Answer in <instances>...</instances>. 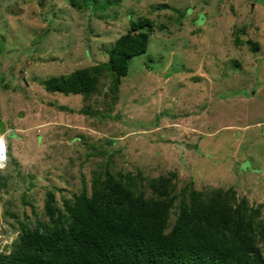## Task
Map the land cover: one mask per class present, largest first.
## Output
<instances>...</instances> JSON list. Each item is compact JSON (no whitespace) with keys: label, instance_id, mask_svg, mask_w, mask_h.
<instances>
[{"label":"rangeland","instance_id":"obj_1","mask_svg":"<svg viewBox=\"0 0 264 264\" xmlns=\"http://www.w3.org/2000/svg\"><path fill=\"white\" fill-rule=\"evenodd\" d=\"M141 18L147 50L117 88L100 68L87 104L45 90L51 76L107 60L96 47ZM60 100L78 104L63 111ZM0 119L21 129L5 136L1 254L23 225H52L47 203L62 210L110 174L173 172L176 208L185 185L231 189L258 208L264 256V0H0Z\"/></svg>","mask_w":264,"mask_h":264},{"label":"trees","instance_id":"obj_2","mask_svg":"<svg viewBox=\"0 0 264 264\" xmlns=\"http://www.w3.org/2000/svg\"><path fill=\"white\" fill-rule=\"evenodd\" d=\"M149 24L146 18L130 20L128 31L106 49L107 60L51 76L44 87L89 95L104 68L117 88L131 58L146 52ZM173 176L110 174L94 184L90 196L83 193L62 210L47 203L52 225H23L9 253H0V264H264L256 239L258 208L244 197L236 201L231 189L199 191L189 185L181 189L176 208Z\"/></svg>","mask_w":264,"mask_h":264},{"label":"crops","instance_id":"obj_3","mask_svg":"<svg viewBox=\"0 0 264 264\" xmlns=\"http://www.w3.org/2000/svg\"><path fill=\"white\" fill-rule=\"evenodd\" d=\"M82 38H84V40H83V42H82V39H81V41H80V44H81V46H80V49H82V47H83V45L85 44V39H86V36H82ZM90 43V42H89ZM90 46V45H89ZM95 47V46H94ZM90 48H91V46H90ZM97 49H98V51H101V50H106L108 47L106 46H104V45H102V46H98V47H96ZM95 48V49H96ZM95 49H94V51H95ZM92 49H91V51H90V53H93L94 52ZM95 53V52H94ZM79 61H81V60H79ZM99 62H104V61H99ZM98 62V60H93V57H92V60H90L88 63H86V65L85 66H83V67H77L76 69H78V68H84V67H89V66H92V65H95V64H97V63H99ZM76 69H74V70H76ZM74 70H72V71H74ZM71 71V72H72ZM70 72V73H71ZM70 73H66V74H62V76H68ZM54 76H60V75H54ZM45 90L46 91H48V92H58V93H60V94H63V95H72L73 97H75V96H77L76 98H77V100L79 101H81V102H84V104H87V103H89V97L91 96V94H89V95H85V94H81V93H76V94H73V93H63V92H59V91H49V90H47L46 88H45ZM199 99H201V98H199ZM78 101H77V103H76V105L78 104ZM226 101L227 102H229L228 101V99H226ZM60 103L62 104V106H65L66 107V109H64L63 111H67V110H70L69 112H71V110H72V108H69L68 106H70V105H68V104H66V103H64V102H62V100H60ZM219 104L217 105V107H219V105L220 106H223L224 104H223V102H222V99H221V101L220 102H218ZM68 105V106H67ZM76 105H74V106H76ZM74 106H70V107H74ZM82 106V108H83V106L84 105H81ZM82 108H80V109H78V110H81ZM218 111H220V110H218ZM73 112V111H72ZM190 118L192 119V114L189 116V120H190ZM199 118H197V117H195V118H193V120H198ZM2 120V119H1ZM3 121V120H2ZM4 122V121H3ZM4 124H5V136L7 135V134H9L10 132H17L18 133V131L19 130H21V129H18V126L19 125H14L13 123H11L10 125H8V123H6V121L4 122ZM197 129H201V127H197ZM19 144V142L18 141H12L11 142V145H10V147H11V150H12V147H14V146H16V144ZM197 144V143H196ZM196 144H192V143H188V142H186L185 143V148L187 149V150H191V149H195L196 147H197V145Z\"/></svg>","mask_w":264,"mask_h":264},{"label":"built area","instance_id":"obj_4","mask_svg":"<svg viewBox=\"0 0 264 264\" xmlns=\"http://www.w3.org/2000/svg\"><path fill=\"white\" fill-rule=\"evenodd\" d=\"M0 146H3L4 148V159L0 160V163L3 164V167H0V170L4 169L6 167V163L8 160V144L5 139V133H0Z\"/></svg>","mask_w":264,"mask_h":264},{"label":"clouds","instance_id":"obj_5","mask_svg":"<svg viewBox=\"0 0 264 264\" xmlns=\"http://www.w3.org/2000/svg\"><path fill=\"white\" fill-rule=\"evenodd\" d=\"M4 158V148L3 146H0V160H3ZM0 167H3L2 163H0Z\"/></svg>","mask_w":264,"mask_h":264},{"label":"water","instance_id":"obj_6","mask_svg":"<svg viewBox=\"0 0 264 264\" xmlns=\"http://www.w3.org/2000/svg\"><path fill=\"white\" fill-rule=\"evenodd\" d=\"M5 132V124L4 122L0 119V133H4Z\"/></svg>","mask_w":264,"mask_h":264}]
</instances>
